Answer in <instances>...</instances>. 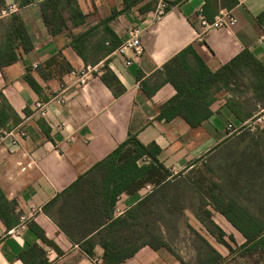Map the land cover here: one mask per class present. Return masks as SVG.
I'll list each match as a JSON object with an SVG mask.
<instances>
[{"label": "crops", "instance_id": "crops-1", "mask_svg": "<svg viewBox=\"0 0 264 264\" xmlns=\"http://www.w3.org/2000/svg\"><path fill=\"white\" fill-rule=\"evenodd\" d=\"M42 1L20 6V0H4L23 19L33 49L25 52L17 42L18 61L0 68V130L24 126L27 131L20 146L0 147V264H97L96 259L102 264L95 215L80 213L78 199L96 185L94 167L130 134L161 150L158 159L173 176L163 191L169 206L163 220L173 224L162 232L166 248L146 245L123 264H207L217 256L221 261L209 264H236L250 246L248 236L264 237V151L252 149L250 141L264 132V100L255 98L246 83L250 72L243 70L229 90L218 84L210 116L197 127L181 116L160 118L177 93L165 65L191 49L184 55L188 69L198 71V57L215 73L247 50L264 67V0H163L167 12L156 22L158 0L152 10L142 8L154 0L127 10L123 0H77L85 22L55 34L44 22ZM199 8L208 19L229 10L237 25L203 32L196 20ZM114 10L118 14L109 28L122 43L131 29H144L139 58L132 50L109 51L102 22ZM4 18L0 51L12 26L11 16ZM89 31L86 63L71 43ZM88 65L96 69L81 84L76 74ZM28 75L39 92L26 81ZM38 103L45 106L44 117L35 113ZM152 191L147 186L136 195L122 194L116 205L120 216ZM29 213L34 217L28 228L15 234L19 216ZM209 220L223 236L208 230ZM89 239L94 258L82 248Z\"/></svg>", "mask_w": 264, "mask_h": 264}, {"label": "trees", "instance_id": "trees-1", "mask_svg": "<svg viewBox=\"0 0 264 264\" xmlns=\"http://www.w3.org/2000/svg\"><path fill=\"white\" fill-rule=\"evenodd\" d=\"M34 1L36 0H20V6H25ZM144 1L123 0L124 9H130ZM156 3V0L151 1L142 9L152 10ZM0 6L6 7L4 0H0ZM40 6L44 22L54 34L59 32L62 26L69 29L71 26L76 27L85 22V17L79 9L77 0H44ZM117 14L118 12L114 10L113 14L102 22L109 35V43L111 44L109 51L118 49L122 44L109 28V23ZM10 16L12 26L8 39L3 45L4 51H0V68L18 61L19 57L15 53L17 42L25 52H30L33 49L21 16L17 13H12ZM89 36H91V31L75 36L71 43L74 50L86 63L88 62L83 50L86 48L85 45ZM190 50L182 51L165 65L167 81L174 86L177 93L171 101L164 105L160 118L171 120L175 116H181L190 123L191 127H197L210 116L208 107L213 101L215 91L220 90L218 84L229 90L230 85L235 83L238 77H243V70L250 72L249 86H252L255 98L264 100V67L259 66L249 51H243L222 69L212 73L198 57H196L198 71L193 72L188 69L184 62V55ZM253 65H256L255 68ZM259 69L260 72L258 73ZM103 78L109 85L106 77ZM26 81L36 92H39V86L31 75L26 76ZM263 134L257 138H251L252 149L256 147L264 151ZM160 153L161 150L157 145H144L135 135L130 134L124 143L94 167V171L97 172L96 185L89 187L88 194L78 199V208L82 214L84 212L81 210H91L95 215L94 231L100 236V244L104 249L102 264H123L127 259L134 256L138 249L146 245L155 250L167 247L163 241L162 232L167 230L169 224L171 225L173 222L163 220V215L169 210L166 194L163 191L173 176L159 161ZM147 186L153 187L151 194L142 198L123 216H115V208L122 194L136 195ZM158 194L159 196L156 198ZM171 209L177 210L174 206ZM221 212L231 220L226 208H222ZM232 223L238 227L235 222L232 221ZM59 226L61 229L67 230L61 222ZM207 227L212 234L223 236L222 231L212 221L209 220ZM242 232L247 234L243 230ZM220 241L223 242L221 238ZM249 243L250 246L241 255L259 254L263 260L260 264H264V237L252 238L248 236L247 244ZM82 248L88 256L95 257L92 239L82 243ZM210 261L219 263L221 258L217 256L215 260Z\"/></svg>", "mask_w": 264, "mask_h": 264}, {"label": "built area", "instance_id": "built-area-1", "mask_svg": "<svg viewBox=\"0 0 264 264\" xmlns=\"http://www.w3.org/2000/svg\"><path fill=\"white\" fill-rule=\"evenodd\" d=\"M167 4L163 0H158V4L153 12L152 22L159 21L167 12ZM15 6L11 5L8 7L7 11H2L6 15L12 14L14 11ZM196 20L199 26L203 29V32L207 31H215L219 29H232L237 25V19L232 15L231 11L229 10H221L219 11L213 19H208L202 8H199L196 13ZM144 29L135 27L130 30L129 38L122 43L117 52L120 54H125L127 51L132 50L134 52L135 58H139L143 54V46H142V36H143ZM127 64H131L130 61H127ZM96 69L94 66L88 65L85 71H81L80 73L76 74L78 81L81 84H84L91 76L90 72ZM72 75L75 72L71 73ZM36 109V114L39 116L46 115L45 106L38 103ZM257 121L261 123L263 118H258ZM231 128V127H229ZM27 136V131L25 130L24 126H16L11 129H1L0 130V147L1 146H10L12 148H16L22 144L24 139ZM148 189H150L148 187ZM123 214V211L120 208L115 209V215L120 216ZM34 217V213L29 214H21L19 216L18 225L14 231L15 234L20 233L28 228L31 220ZM97 264H99V260H95Z\"/></svg>", "mask_w": 264, "mask_h": 264}, {"label": "rangeland", "instance_id": "rangeland-1", "mask_svg": "<svg viewBox=\"0 0 264 264\" xmlns=\"http://www.w3.org/2000/svg\"><path fill=\"white\" fill-rule=\"evenodd\" d=\"M7 9H8V7L6 6L5 8L3 7H1L0 6V10H2V11H7ZM1 11V13H0V16H2V17H4L5 16V18L4 19H6V18H8V17H10V15L8 14V15H6V14H4L3 12ZM246 83H247V85L249 86V82L248 81H246ZM260 98V97H259ZM229 162L230 163H232V159H229ZM242 164L240 163V165L239 166H241ZM185 176H186V174H185ZM195 176L196 177H198V173H196L195 174ZM158 196H159V194L156 196V198H158ZM239 259H238V261L236 262V264H260L263 260H262V257L259 255V254H249V255H241L240 254V256L238 257Z\"/></svg>", "mask_w": 264, "mask_h": 264}]
</instances>
